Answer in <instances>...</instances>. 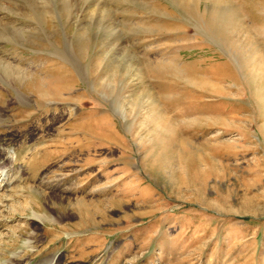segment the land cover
Masks as SVG:
<instances>
[{
	"label": "rangeland",
	"instance_id": "obj_1",
	"mask_svg": "<svg viewBox=\"0 0 264 264\" xmlns=\"http://www.w3.org/2000/svg\"><path fill=\"white\" fill-rule=\"evenodd\" d=\"M113 1L1 30L0 264H264V0Z\"/></svg>",
	"mask_w": 264,
	"mask_h": 264
},
{
	"label": "bare ground",
	"instance_id": "obj_2",
	"mask_svg": "<svg viewBox=\"0 0 264 264\" xmlns=\"http://www.w3.org/2000/svg\"><path fill=\"white\" fill-rule=\"evenodd\" d=\"M72 1L73 0H0V39L4 38L3 34L1 33V30H3L7 35H10V33H12V32L16 33V31L19 32V33L21 32L18 29L14 28V26H16L15 24L17 23L15 21V19L19 18V17H22L24 15H27L23 11L25 8H28L31 11L30 14H28L27 16L30 15V17H35V18H38V17L41 16V17H43L45 19V22L48 23L49 19H50L51 22H54L55 20H57V18L58 19L59 18H62V19L67 18V19H69L72 16V13H73V10H74ZM120 1L122 2L124 0H116V1H113V2H115V4H116L117 2L121 3ZM89 2H90V0H82L81 4L84 3V4H87L89 6L91 3H93V4L97 3L96 4L97 5V9L95 11H93V12H90L89 8H90V6H93V5H90L88 10L84 9L82 11L80 9L79 12L83 13V14L85 13V17L86 18L90 14H93L95 16H97V14H99V17L100 16H104L109 11L106 6H103L102 0H93L92 2H90V3ZM13 20L16 22V23H14V25H11L10 23L8 24V22H10V21H12V23H13ZM36 20H39V19H36ZM17 25H21V24L17 23ZM27 32H29V31H27ZM27 32H25V33H27ZM21 34H22V32H21ZM23 36H24V34H23ZM54 48H55V46H54ZM9 66L10 65H8V63H6V61H3L2 59H0V67L2 69H5L6 72H8V75L12 74L11 73L12 71L10 69L9 70L7 69ZM13 75L14 74H12V76ZM21 77H22V75H17L15 77L13 76L14 82H20V80H21L20 78ZM47 90L49 92L50 88H48ZM19 94H20V92H19ZM54 96H56V95H54ZM0 117L2 118V116H0ZM3 167H4V165H3ZM9 169L10 168L2 169L0 171V177L4 178V180L1 182L0 186L3 185L6 182V177H7L6 175H8L7 173H8ZM5 185H6V183H5ZM30 244H31V242L26 244V246L30 247ZM13 256L17 258L18 254L17 255H13ZM14 261H15V259L11 260V259L7 258L1 264H12V263L21 264L17 260L15 262Z\"/></svg>",
	"mask_w": 264,
	"mask_h": 264
}]
</instances>
